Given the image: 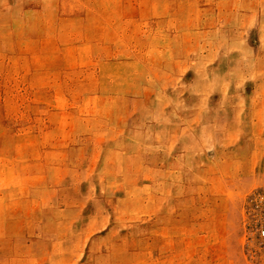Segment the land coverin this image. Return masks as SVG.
Segmentation results:
<instances>
[{"label":"rangeland","instance_id":"obj_1","mask_svg":"<svg viewBox=\"0 0 264 264\" xmlns=\"http://www.w3.org/2000/svg\"><path fill=\"white\" fill-rule=\"evenodd\" d=\"M264 0H0V264H264Z\"/></svg>","mask_w":264,"mask_h":264},{"label":"built area","instance_id":"obj_2","mask_svg":"<svg viewBox=\"0 0 264 264\" xmlns=\"http://www.w3.org/2000/svg\"><path fill=\"white\" fill-rule=\"evenodd\" d=\"M258 236L264 242V219L261 221L258 227Z\"/></svg>","mask_w":264,"mask_h":264}]
</instances>
